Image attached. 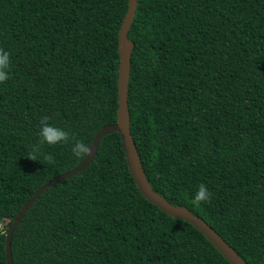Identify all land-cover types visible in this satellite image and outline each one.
I'll use <instances>...</instances> for the list:
<instances>
[{"label":"trees","instance_id":"obj_1","mask_svg":"<svg viewBox=\"0 0 264 264\" xmlns=\"http://www.w3.org/2000/svg\"><path fill=\"white\" fill-rule=\"evenodd\" d=\"M127 3L0 0V48L11 54L0 83V264L21 207L85 157L71 143L33 154L41 118L88 146L116 122ZM127 36L130 131L150 185L248 264H264V0H137ZM201 183L212 197L196 206ZM11 254L13 264H230L140 193L117 131L83 170L40 194Z\"/></svg>","mask_w":264,"mask_h":264},{"label":"water","instance_id":"obj_2","mask_svg":"<svg viewBox=\"0 0 264 264\" xmlns=\"http://www.w3.org/2000/svg\"><path fill=\"white\" fill-rule=\"evenodd\" d=\"M136 6L137 0H128L127 10L118 30L119 64L117 70L118 108L116 111V122L106 124L101 127V129L94 135L89 145L90 154L85 155L84 159L77 166L47 181L44 185L39 187L29 198V200L21 207L5 235L6 264H13L11 254V238L13 232L16 229L21 218L38 199L40 194L53 184L67 179L83 170L94 158L97 146L101 138L104 135L112 133L114 131H117L120 134L129 172L138 190L149 202L153 203L167 215L174 218L183 219L184 221L190 223L202 235H204V237L220 252V254L230 264H248L236 253V251L229 245V243L226 242L224 238L203 218L193 214L192 211L184 205H174L170 203L161 194L156 192L150 185L144 173L141 158L130 131V114L128 108L130 60L134 43L131 39L128 38L127 33L133 22Z\"/></svg>","mask_w":264,"mask_h":264},{"label":"clouds","instance_id":"obj_3","mask_svg":"<svg viewBox=\"0 0 264 264\" xmlns=\"http://www.w3.org/2000/svg\"><path fill=\"white\" fill-rule=\"evenodd\" d=\"M10 53L0 48V83H4L9 79L8 69L10 66ZM50 117L44 116L40 120L39 137L40 142L37 145L32 146L33 154L39 151V148L43 144L56 145V144H72V153L74 156L80 158L90 154V147L82 140L77 139L74 134H71L68 130L57 127L49 123ZM34 159V155L30 157ZM45 160L48 164H54L55 158L48 154L45 156ZM212 193L209 191L206 184L201 183L198 186L192 202L196 206H200L202 203L210 201Z\"/></svg>","mask_w":264,"mask_h":264}]
</instances>
